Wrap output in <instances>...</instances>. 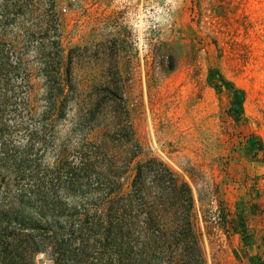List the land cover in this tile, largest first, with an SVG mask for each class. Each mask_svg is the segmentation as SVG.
Segmentation results:
<instances>
[{
	"label": "rangeland",
	"instance_id": "1",
	"mask_svg": "<svg viewBox=\"0 0 264 264\" xmlns=\"http://www.w3.org/2000/svg\"><path fill=\"white\" fill-rule=\"evenodd\" d=\"M56 34L66 65L73 59L77 101L96 106L101 125L121 111L108 98L126 99L144 149L138 159L158 156L171 165L191 182L198 205L203 181L218 188L230 234L219 233L217 248L208 244L209 264H258L264 0H0V229L29 232L36 214L25 203L9 213L8 198L24 199L44 172L67 181V169L57 166L81 162V136L92 126L87 110L73 106L47 119V101L59 89L46 64L49 45L40 53L36 47ZM10 37L31 41L14 50ZM193 168L201 171L196 181ZM51 194L66 207V190L56 186ZM25 239L15 241L8 264H55L50 250L30 259Z\"/></svg>",
	"mask_w": 264,
	"mask_h": 264
},
{
	"label": "trees",
	"instance_id": "2",
	"mask_svg": "<svg viewBox=\"0 0 264 264\" xmlns=\"http://www.w3.org/2000/svg\"><path fill=\"white\" fill-rule=\"evenodd\" d=\"M53 23L60 25L58 19ZM9 40L14 50L28 48L31 41L29 37ZM48 43L36 47L40 53L49 45L46 64L52 67L51 77L59 89V95L47 101V119L51 124L73 106L80 114L87 110L92 126L81 136V162L57 166L67 169V181L55 183L44 172L24 189V199L8 198L9 213H19L27 205L37 218L29 223L27 234L24 227L18 232L8 226L0 229V264H8L15 241L24 237L30 259L50 250L55 264L65 258L81 264H209L208 244L217 248L219 233L230 234L229 212L218 200V188L203 181L198 205L191 182L171 165L158 156L138 159L144 149L127 100L108 98L121 111L101 125L96 106L77 101L73 59L66 65L61 35L50 37ZM95 172L97 181L92 179ZM200 172L189 171L194 181ZM56 186L67 191L65 208L51 194ZM257 258L258 264H264V250Z\"/></svg>",
	"mask_w": 264,
	"mask_h": 264
}]
</instances>
